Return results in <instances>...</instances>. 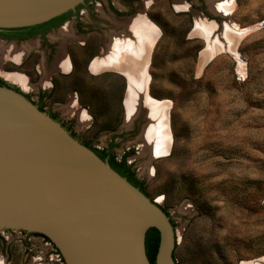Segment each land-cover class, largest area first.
<instances>
[{
    "label": "rangeland",
    "instance_id": "obj_1",
    "mask_svg": "<svg viewBox=\"0 0 264 264\" xmlns=\"http://www.w3.org/2000/svg\"><path fill=\"white\" fill-rule=\"evenodd\" d=\"M181 1L182 8L175 0H158L126 16L145 12L157 27L146 68L147 94L167 110V152L153 156L146 150L143 135L151 118L145 103L128 125L129 83L118 76L93 77L89 85L84 81L81 97L75 91L52 97L44 111L52 110L77 139L94 148L104 150L114 142L118 156L130 151L129 162L146 194L174 222V253L187 264H264V0H232L226 15L210 6L223 0ZM95 16H111L108 3ZM198 19L213 27L210 41L223 44L204 60L209 40L196 32ZM73 21L50 33L58 48L65 45ZM112 21L104 30V53L113 36L127 30L122 19ZM229 29L238 35L233 48L224 35ZM36 44L38 39L0 38V75L11 81L19 80L10 75L21 76L22 91L34 101L36 92L57 76L52 70L62 65L60 52L49 63L41 55L34 66L8 64L7 69L3 63L9 57L2 50L13 45L24 54ZM84 74L77 71L74 83ZM98 91L102 96L95 99ZM120 101L116 121L109 115L118 111Z\"/></svg>",
    "mask_w": 264,
    "mask_h": 264
},
{
    "label": "water",
    "instance_id": "obj_2",
    "mask_svg": "<svg viewBox=\"0 0 264 264\" xmlns=\"http://www.w3.org/2000/svg\"><path fill=\"white\" fill-rule=\"evenodd\" d=\"M85 1L0 0V27L42 23ZM107 3L96 0L92 14ZM151 227L160 231L156 264H187L159 204L22 92L0 85V264H152Z\"/></svg>",
    "mask_w": 264,
    "mask_h": 264
},
{
    "label": "flooded vegetation",
    "instance_id": "obj_3",
    "mask_svg": "<svg viewBox=\"0 0 264 264\" xmlns=\"http://www.w3.org/2000/svg\"><path fill=\"white\" fill-rule=\"evenodd\" d=\"M96 0H86L84 3L79 4L75 9H70L64 12L62 17L51 21L45 25L33 27L30 26L23 27H0V38L6 41H15L20 43L21 41L30 40V39H38V44L34 47H28L24 49V54L20 60H16L14 58L9 57L7 61L3 63L4 68L8 69V64H12L13 66H26L28 64L36 65L37 58L41 55H44L45 61L49 63L56 55V53L60 52L58 57V61H65L62 67L56 66L52 71L57 76H51L50 80L46 83V87L39 89L36 93L39 97L37 101L32 100L30 95L27 92L22 91L20 87V81H11L0 75V85H7L19 92H22L25 96H27L30 100H32L40 109L45 110V101L52 97H61L69 92H77V95L81 97V90L79 84H83L84 81L89 85L92 82V78H104L108 75L118 76L123 79L125 82L129 80L126 73L123 71L113 69V68H104L102 70H93L92 60L98 56L99 54L104 55L105 40L107 39L105 36V28L109 29V23H111L112 18L122 19L123 26L127 29L122 33L132 35V29H130L127 22L133 18L138 16L139 14H144L147 20L155 24L151 17L145 12L140 11L133 17H127L134 9H137L140 5L149 6L153 4V2L158 0H119V4L117 5L114 0L108 1V10L111 16H94L93 13V4ZM168 2L172 3V0H168ZM86 9L87 17L84 16L82 9ZM106 11V10H105ZM107 12V11H106ZM86 15V14H85ZM73 19V27L70 33H68V38L63 47L58 48V39L52 40L50 37V33H52L55 29L65 24L67 21ZM105 22L107 25L103 24ZM127 21V22H126ZM101 22V23H100ZM113 22V21H112ZM130 29V30H129ZM117 33V32H116ZM120 33V34H122ZM119 34V35H120ZM117 35V34H116ZM17 46V44H15ZM101 55V56H102ZM36 57V59L34 58ZM100 57V56H99ZM98 57V58H99ZM35 61V62H34ZM92 64V65H91ZM37 70V67H34V70ZM56 69V70H55ZM109 69V70H108ZM85 71L87 74L83 75L82 81H77L74 83V74L77 71ZM111 71V72H110ZM89 76V78H86ZM89 81V82H88ZM79 82V83H78ZM124 93V91H123ZM91 108V106H88ZM51 116H55V113L50 110L48 112ZM95 121V118H94ZM93 121V123H94ZM141 124V123H139ZM92 126V125H91ZM70 130L69 127H66ZM136 129V124L134 126ZM73 134V133H72ZM74 135V134H73ZM82 142V141H81ZM84 143V142H83ZM87 144V143H84ZM114 142H111L109 146L106 148V151L110 152V156L114 157L118 161L125 160L127 163V167L130 169L133 180H130L133 184L138 186L143 192H145L143 186L144 182L138 178L136 169L129 162V152L126 151L122 155L118 156L114 151ZM88 145V144H87ZM93 150L97 152V154H101V150L98 148H94L90 145ZM112 157V158H113ZM110 157L106 156L105 160H109ZM135 180L140 181L141 183L137 184ZM146 193V192H145ZM166 211V210H165Z\"/></svg>",
    "mask_w": 264,
    "mask_h": 264
},
{
    "label": "bare ground",
    "instance_id": "obj_4",
    "mask_svg": "<svg viewBox=\"0 0 264 264\" xmlns=\"http://www.w3.org/2000/svg\"><path fill=\"white\" fill-rule=\"evenodd\" d=\"M232 2V0L216 1L212 2L210 6L214 12L226 15L230 11ZM175 3L179 8L184 7L183 1L181 0H175ZM127 24L130 29H132L131 31L133 34L125 35L122 33L120 35H114L105 54L95 60L93 69L98 71L104 68H113L127 74L129 78V89L126 96V121L128 125L133 123V120L140 115L141 107L144 103L146 104L145 106L149 109L148 116L149 119L151 118V122L145 127L143 139L146 150L148 149V152L155 156L167 152L169 147L167 110H165L161 104H153L148 99L149 97L147 94L149 75L146 68L149 63L150 51L158 36L157 27L150 23L144 14H139L131 18ZM196 32L204 34L209 40V46L203 52L202 60L209 58L217 49L223 47V44L217 41H210L213 27L207 25L204 20L198 19ZM236 33V29L235 31L229 29V31L224 34L227 37L229 48L235 46L238 36ZM2 51L4 55L16 60H20L23 56V50L13 45L5 47ZM60 63H62V65H59V67H62L65 61L62 60ZM10 76V78L23 81L21 76Z\"/></svg>",
    "mask_w": 264,
    "mask_h": 264
},
{
    "label": "trees",
    "instance_id": "obj_5",
    "mask_svg": "<svg viewBox=\"0 0 264 264\" xmlns=\"http://www.w3.org/2000/svg\"><path fill=\"white\" fill-rule=\"evenodd\" d=\"M62 14H60V15H62ZM60 15H57V16H55V17H53V18H51V19H49L47 21H44L42 23H38V24H34V25H29V26L31 28H33V27L35 28V27H38V26L45 25V24H47V23H49L51 21H54V20L58 19L59 17H62ZM25 28H27V26ZM98 93L99 94H97V98H95V99H100L101 98V96H102L101 93L99 91H98ZM121 95H120V99H121ZM121 101L118 104V108H117L118 111L115 112L114 114H112V113L110 114L109 113L110 114L109 116L113 117V119H115L116 121L117 120L119 121L120 120V117H121V110H122ZM41 110H43V109H41ZM104 114L107 115L108 113H105L104 112L103 115ZM53 117L55 118V116H53ZM106 156L110 157L109 158L110 164H111V166L116 171H118L120 174H122L123 176H125L128 180L129 179L130 180H133V178H132V175L133 174L131 173L130 169L127 167V163H126L125 160H123L122 162L121 161H118L113 156H112L113 157L112 158L110 156V152L106 151V149L101 150L100 157L103 158V159H105ZM135 182H137V184L141 183L140 181H137V180H135ZM143 188H144V186H143ZM173 224H174V222H173ZM43 236H45V235H43ZM45 238L49 239L47 236H45ZM159 245H160V231L156 227H151L148 230L147 235H146V248H147L148 257H149V259H150V261H151L152 264H156V259H157V253H158ZM174 258H175V254H174Z\"/></svg>",
    "mask_w": 264,
    "mask_h": 264
},
{
    "label": "crops",
    "instance_id": "obj_6",
    "mask_svg": "<svg viewBox=\"0 0 264 264\" xmlns=\"http://www.w3.org/2000/svg\"><path fill=\"white\" fill-rule=\"evenodd\" d=\"M59 64H61V63H59ZM129 81V80H128Z\"/></svg>",
    "mask_w": 264,
    "mask_h": 264
}]
</instances>
